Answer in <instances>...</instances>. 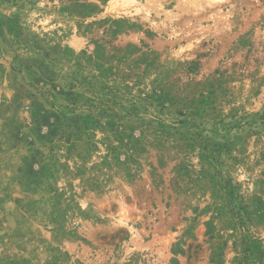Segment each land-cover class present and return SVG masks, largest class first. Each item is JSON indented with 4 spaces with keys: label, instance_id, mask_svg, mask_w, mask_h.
<instances>
[{
    "label": "rangeland",
    "instance_id": "obj_1",
    "mask_svg": "<svg viewBox=\"0 0 264 264\" xmlns=\"http://www.w3.org/2000/svg\"><path fill=\"white\" fill-rule=\"evenodd\" d=\"M0 264H264V0H0Z\"/></svg>",
    "mask_w": 264,
    "mask_h": 264
}]
</instances>
